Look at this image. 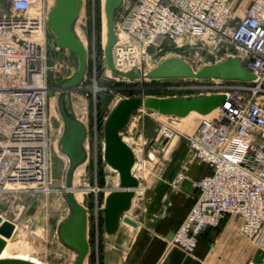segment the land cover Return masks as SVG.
Returning a JSON list of instances; mask_svg holds the SVG:
<instances>
[{"label": "built area", "instance_id": "1", "mask_svg": "<svg viewBox=\"0 0 264 264\" xmlns=\"http://www.w3.org/2000/svg\"><path fill=\"white\" fill-rule=\"evenodd\" d=\"M232 1L136 0L114 29L113 66L125 73L140 76L148 49L174 42L210 52L225 48L216 63L238 58L255 75L252 82L154 80L158 83L148 88L171 96L225 97L212 114L197 118L191 131L177 133L185 140L187 156L209 169L194 183L198 195L173 240L185 253L193 252L200 235L220 226L226 216L241 220L244 238L264 241V108L256 103L264 101L257 96L264 86V0H253L238 20L232 16ZM52 6L53 0H0V205L14 197L12 184L47 189L51 129L45 21ZM120 51L128 53L131 64L117 65L115 52ZM77 119L88 133L85 120ZM173 129L170 123L162 124L152 151L159 145L165 151ZM165 131L167 136H162ZM183 177L178 173V180Z\"/></svg>", "mask_w": 264, "mask_h": 264}, {"label": "rangeland", "instance_id": "2", "mask_svg": "<svg viewBox=\"0 0 264 264\" xmlns=\"http://www.w3.org/2000/svg\"><path fill=\"white\" fill-rule=\"evenodd\" d=\"M83 1L84 7L73 25V31L85 43L87 70L83 81L70 92V103L74 115L84 119L88 128L84 141L88 155L87 160L80 166L82 167L81 174L73 181L74 183L72 182V190L77 201L88 211L87 239L89 253L85 264H116V262L121 263V255L118 254L116 247H114L116 249L113 248L111 235H107L104 231L103 214L100 211L104 205L105 193L114 186L113 184L118 187L119 181L117 172L107 165L103 159V126L109 112L123 98L145 97L147 95L171 96L164 92L149 90L150 86L158 82L144 78L146 73L155 68L162 60L175 57L198 69L203 65L214 64L224 57L225 48L220 49L218 52H210L207 48L204 49L200 46L177 47L174 42H166L161 49L156 51L152 48L148 49L149 59L142 63L139 79H125L110 72L104 62V0ZM248 1L250 0L232 1L234 20H238L242 16L246 10L244 6L248 5ZM135 2L136 0H122L121 5L114 13V29L117 30V27ZM46 50L47 66L50 68L46 75V85L49 89L46 109L51 129L47 190H45V186L39 184H31L30 188L18 185L16 191L13 192L14 197L9 198L7 202L0 205V213H3L2 217L5 220L13 224V230L8 240L10 241L9 245L12 247L20 244L25 249L23 257L27 261L36 264H74L77 256L76 252L63 245L57 235L60 224L65 222L72 214L65 196V175L69 161L67 156L60 152L58 146L62 121L57 110V96L60 84L70 80L75 75L77 59L71 52L57 49L48 30L46 31ZM54 65L55 68H53ZM70 69H72V73H70ZM162 82L165 84L168 81L163 80ZM176 96L183 95L178 94ZM257 96L264 97V86L262 91L257 93ZM196 121L197 117L193 114L188 115L183 120L175 116H155L152 112L145 110H138L133 113L127 125L121 130V136L130 145L137 157L133 173L140 177L138 180L139 188L146 186L153 175L154 169L163 167L166 159H168L164 157L162 161V155H160L153 167L149 165L151 161L153 162L150 153L152 151V141L162 124L170 123L175 128L188 124L190 126L184 132H189ZM179 141L183 146L184 141L181 139ZM185 151L188 154L187 148ZM148 156L151 160H148ZM167 167L169 168L168 165ZM141 193L142 195L138 196L139 199L132 211L133 216L139 219L140 222H142V215L145 214L143 211L145 199L149 196V192L144 188V191H139L135 194V197ZM146 212L148 213V209H146ZM169 212L170 209L166 208L165 213L169 215ZM125 216L127 217L126 214ZM154 216L150 226H154L160 220L167 218L166 214L163 216L156 209ZM184 220L176 231L171 233L172 238L167 240L164 254L157 264H164L167 253L173 250H178L189 257L194 256L195 250L191 253H185L173 243L174 237ZM147 223L146 219V226ZM238 235L247 244L246 264H264V241L257 242L256 240L244 238L240 233V228L238 229ZM127 247L126 242L119 245L123 253ZM12 255L17 257L18 252L14 251Z\"/></svg>", "mask_w": 264, "mask_h": 264}, {"label": "water", "instance_id": "3", "mask_svg": "<svg viewBox=\"0 0 264 264\" xmlns=\"http://www.w3.org/2000/svg\"><path fill=\"white\" fill-rule=\"evenodd\" d=\"M122 0H104V16L106 27V43L103 56L106 67L115 75L126 79H139L133 72L121 74L113 66L112 49L116 42L114 33V13ZM82 0H54L53 6L46 17V28L51 34L57 49L71 52L77 59L75 75L60 84L57 96V110L62 121V131L58 139L59 150L68 158L69 165L65 175V196L71 208V216L60 224L57 235L60 242L74 250L77 254L74 264H85L89 244L87 239V209L75 198L72 190L75 169L87 160L84 141L87 135L85 125L74 115L70 92L84 79L87 70V51L81 40L73 31V25L80 15ZM149 80L165 79H216L221 81L252 82L255 75L244 67L238 58H229L222 62L193 68L185 61L172 57L162 60L155 68L146 73ZM221 93L185 96H152L131 97L120 99L109 112L103 126V159L118 174V188L105 195L103 228L107 235L118 230L122 222L132 228L137 223L125 216L135 196L139 181L132 169L135 155L121 136V130L127 125L130 117L138 110H145L163 116L183 118L190 112L207 114L224 101ZM256 103L264 108V101ZM12 226L7 222L0 223V251L4 247V238H8ZM172 238V234L168 239ZM0 264H34L20 259H0Z\"/></svg>", "mask_w": 264, "mask_h": 264}, {"label": "crops", "instance_id": "4", "mask_svg": "<svg viewBox=\"0 0 264 264\" xmlns=\"http://www.w3.org/2000/svg\"><path fill=\"white\" fill-rule=\"evenodd\" d=\"M164 1L169 2L170 0ZM248 2L244 9H247L253 0ZM179 139L184 141L185 150L184 138L179 137L178 142H180ZM136 159L135 156V161ZM185 160L186 151L173 154L166 159L163 167L154 169L152 179L150 178L146 186L141 187V190L144 191L145 188L149 192L143 208L145 213L141 219L143 223L132 214L133 207L139 199L138 196L142 193L135 197V201L133 198L132 203L133 201L134 203L125 214L135 221L138 227L132 228L120 222L117 232L110 236L113 248L116 247L117 249H114L121 255V261L119 260L121 263L116 262V264H157L164 254L168 235L176 231L196 200L198 189L194 183L209 171L203 163L194 162L188 168L183 167ZM133 171L134 169L132 173ZM182 172H184V177L178 180L177 175ZM133 175L139 180L140 177H137L135 173ZM113 185L109 191L118 188L115 184ZM166 208L170 209L169 215L165 213ZM155 209L163 216L166 214L167 218L150 226L155 217ZM146 219L149 223L147 226L145 225ZM240 226L239 218L226 216L219 228L208 229L202 234L193 257L173 250L167 253L164 264H246L247 244L238 235ZM122 242H126L128 246L126 250L124 249V253L119 248Z\"/></svg>", "mask_w": 264, "mask_h": 264}, {"label": "bare ground", "instance_id": "5", "mask_svg": "<svg viewBox=\"0 0 264 264\" xmlns=\"http://www.w3.org/2000/svg\"><path fill=\"white\" fill-rule=\"evenodd\" d=\"M104 5V4H103ZM84 7V1L82 0V8ZM82 10V9H81ZM76 33V32H75ZM76 35H77V33H76ZM77 37H78V35H77ZM122 36H119V38H121ZM80 39V38H79ZM184 39H186V40H190V38L187 36H185L184 37ZM81 40V39H80ZM81 42L83 43V45H84V47H85V43L81 40ZM179 42H182V38H181V40L179 41ZM105 43H106V27H105V40H104V45H105ZM86 48V47H85ZM128 55V53H126V52H123V51H120V52H115V60H116V63H117V65L119 66V65H121V66H123V65H125V64H131V61L129 60V57L127 56ZM121 69H123V68H121V67H118V68H116V70L119 72V73H121V74H124L125 73V69L124 70H121ZM109 70V69H108ZM110 71V70H109ZM190 114H193V115H195V117H197V118H199V117H201L202 116V114H198V113H196V112H190L188 115H190ZM209 114H212V112H210ZM188 115H186L185 117H183L182 119L183 120H185V118L188 116ZM188 126H190V125H188V124H184V125H182L181 127H178V128H176V129H173L176 133V135L174 136L173 135V137H172V132H170L171 133V139H170V141H169V145H168V147L165 149V151L164 152H161L160 150V148H161V145H159L158 147H156V148H154V150L153 151H151L150 153H151V157H152V159H153V162L151 161L150 163H149V165L151 166V167H153V165H154V163H157V161H158V157H160V155H162L163 154V158H161L162 159V161L164 160V157L165 158H169V157H171L173 154H176V153H181V152H184L185 150H184V148H183V146H182V144L180 143V142H178V138H179V135L177 134L178 132H184V131H187V129L189 128ZM192 128V127H191ZM190 128V129H191ZM189 129V130H190ZM173 131V132H174ZM168 133V132H167ZM167 133H166V131L165 132H162L161 134H162V136L164 135V136H167ZM55 145V144H54ZM85 145V144H84ZM85 148H86V146H85ZM57 150V149H56ZM149 156H150V154H149ZM149 156H148V160H151V158H149ZM194 162H197L193 157H191V156H187V154H186V160H185V166H183V167H186V168H188V166H190V164H192V163H194ZM135 163V162H134ZM199 163H201V162H199ZM80 166H82V164L81 165H79L76 169H75V171H74V174H73V181L74 180H76L77 178H78V176L81 174V172H82V167H80ZM134 167V166H133ZM150 168V167H149ZM114 170V169H113ZM150 170V169H149ZM184 172H182V174H183ZM184 175V174H183ZM74 183V182H73ZM30 184H32V183H30ZM19 184L18 183H15V184H12V186L13 187H17ZM47 190V189H46ZM98 190V189H97ZM96 190V191H97ZM139 191H141V188H136L135 189V194H137ZM135 197V196H134ZM76 198V197H75ZM77 200V199H76ZM1 222H7V223H9V221H7V220H5V218L4 217H2V215L0 216V223ZM11 226H13V224L12 223H9ZM15 227V226H14ZM17 227V226H16ZM12 230H13V227H12ZM12 233V232H11ZM11 235V234H10ZM10 237V236H9ZM9 237L8 238H4L3 240H4V248H3V252H2V254L0 255V259H5V258H13V259H20V260H25V261H27V259L26 258H24L23 256H24V252H25V249L20 245V244H16V245H13L12 247H11V245H9L10 244V241H8L9 240ZM6 244V245H5ZM8 244V245H7ZM6 246V247H5ZM18 252V256L17 257H14L13 255H12V253L13 252ZM29 262V261H28ZM34 264H36V263H34Z\"/></svg>", "mask_w": 264, "mask_h": 264}]
</instances>
